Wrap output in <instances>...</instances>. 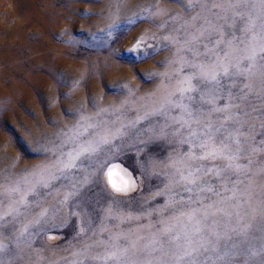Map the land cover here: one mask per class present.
I'll use <instances>...</instances> for the list:
<instances>
[{
  "label": "rangeland",
  "instance_id": "1",
  "mask_svg": "<svg viewBox=\"0 0 264 264\" xmlns=\"http://www.w3.org/2000/svg\"><path fill=\"white\" fill-rule=\"evenodd\" d=\"M32 1L45 21L0 0L23 51L0 101L27 90L0 108V264H133L119 229L234 220L264 165V0Z\"/></svg>",
  "mask_w": 264,
  "mask_h": 264
},
{
  "label": "bare ground",
  "instance_id": "2",
  "mask_svg": "<svg viewBox=\"0 0 264 264\" xmlns=\"http://www.w3.org/2000/svg\"><path fill=\"white\" fill-rule=\"evenodd\" d=\"M15 5L18 10L26 8L31 14L29 16L36 17L38 21L46 20L45 16L39 14L32 0H15ZM256 41L257 39L253 40L255 44H257ZM21 53L23 54L22 47L4 48L1 49L0 60L7 59L5 61L10 63L20 62ZM45 60L40 59L41 62ZM259 75L264 77V73ZM30 78L32 77L30 76ZM4 91L6 92L3 94L4 100L0 101V108L8 105L7 99L12 101V96L14 98L16 96L23 97L27 90H22L21 94H18V88L14 84ZM14 93L16 95H13ZM251 178V181L242 183L243 187L241 186L240 191L236 187L233 192V197H240V199L243 197L241 193H245L244 203L240 205L238 203L239 206H236L237 202L234 200L235 202L227 204L228 210L236 215L234 220L219 218L217 220H211V218L205 220H183V218L182 220H159V228L151 222L144 227L137 228L136 234L138 236L142 234L145 237L135 241L132 240V234L128 229H119L117 233H114L116 236L111 243L116 246L113 256L119 260L125 258L126 262L133 264H199L197 261L200 258H202L203 264L208 259H211L213 264H241L240 260L242 262L244 260L245 264H264V165L263 168H254ZM118 233L128 241L124 249L116 241ZM164 238H168L167 245L163 243Z\"/></svg>",
  "mask_w": 264,
  "mask_h": 264
},
{
  "label": "snow or ice",
  "instance_id": "3",
  "mask_svg": "<svg viewBox=\"0 0 264 264\" xmlns=\"http://www.w3.org/2000/svg\"><path fill=\"white\" fill-rule=\"evenodd\" d=\"M113 186L115 187V184H113Z\"/></svg>",
  "mask_w": 264,
  "mask_h": 264
}]
</instances>
